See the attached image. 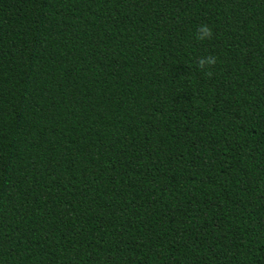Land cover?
<instances>
[{"label": "trees", "instance_id": "trees-1", "mask_svg": "<svg viewBox=\"0 0 264 264\" xmlns=\"http://www.w3.org/2000/svg\"><path fill=\"white\" fill-rule=\"evenodd\" d=\"M0 264H264V0H0Z\"/></svg>", "mask_w": 264, "mask_h": 264}, {"label": "clouds", "instance_id": "clouds-1", "mask_svg": "<svg viewBox=\"0 0 264 264\" xmlns=\"http://www.w3.org/2000/svg\"><path fill=\"white\" fill-rule=\"evenodd\" d=\"M200 32L202 33L201 38L206 37L208 35V30L206 28H202Z\"/></svg>", "mask_w": 264, "mask_h": 264}]
</instances>
